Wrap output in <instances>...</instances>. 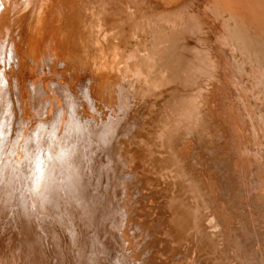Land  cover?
Masks as SVG:
<instances>
[{"label": "bare ground", "instance_id": "6f19581e", "mask_svg": "<svg viewBox=\"0 0 264 264\" xmlns=\"http://www.w3.org/2000/svg\"><path fill=\"white\" fill-rule=\"evenodd\" d=\"M207 23L189 0H0V198L17 221L66 207L79 264H243L181 158L185 136L216 135ZM46 81L55 110H37Z\"/></svg>", "mask_w": 264, "mask_h": 264}, {"label": "rangeland", "instance_id": "374dc122", "mask_svg": "<svg viewBox=\"0 0 264 264\" xmlns=\"http://www.w3.org/2000/svg\"><path fill=\"white\" fill-rule=\"evenodd\" d=\"M159 1L173 6L183 0ZM189 1L209 21L210 44L218 60L217 85L208 103L216 135L210 133L206 141L185 136L181 158L207 186L211 210L224 224L223 241L243 264H264V0ZM46 84L48 93L39 92L37 110L44 108L39 102L46 95L56 109L55 85ZM62 102L65 105L64 98ZM44 103L50 105L46 99ZM84 172L88 179L86 167ZM12 208L0 198V264H79L74 241L78 224L66 207L54 204L48 213L41 208L34 221L26 214L17 221ZM55 226L65 240L64 252L61 239L53 235L49 243L44 231Z\"/></svg>", "mask_w": 264, "mask_h": 264}]
</instances>
